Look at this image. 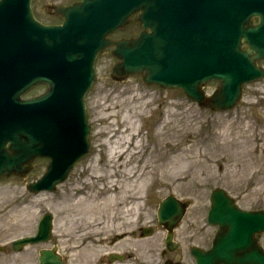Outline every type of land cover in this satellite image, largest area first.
Listing matches in <instances>:
<instances>
[{"label": "water", "instance_id": "95a60500", "mask_svg": "<svg viewBox=\"0 0 264 264\" xmlns=\"http://www.w3.org/2000/svg\"><path fill=\"white\" fill-rule=\"evenodd\" d=\"M58 11L65 23L48 26L35 19L31 0H0V177L25 174L36 157H49L46 173L28 185L35 192L53 190L90 150L84 97L106 47L115 45L120 59L116 78L143 73L145 82L180 87L201 104L208 100L201 85L219 80L209 100L215 110L233 108L242 85L264 76V0H83ZM135 13L144 27L138 37L108 38ZM39 82L47 92L22 98ZM187 206L174 195L160 204L170 249ZM208 221L218 231L210 249L192 248L197 264H264V210L241 209L218 188ZM50 230L46 215L38 235L25 241L47 239ZM41 262L61 264V257L44 250Z\"/></svg>", "mask_w": 264, "mask_h": 264}, {"label": "rangeland", "instance_id": "374dc122", "mask_svg": "<svg viewBox=\"0 0 264 264\" xmlns=\"http://www.w3.org/2000/svg\"><path fill=\"white\" fill-rule=\"evenodd\" d=\"M71 1L33 0L32 5L41 21L59 22L51 8ZM141 29L134 22L112 37L137 35ZM115 63L111 49L98 56L97 79L85 97L91 149L58 190L33 195L27 189L28 182L45 172L49 164L45 158L36 159L23 178L0 179L1 247H10L14 239L36 232L43 213L54 215L49 242L29 245L25 252L18 254L0 251V264H38L37 250L51 248L55 243L67 258L64 264H74L79 258L74 259V251L69 246L76 245L78 239L81 242L80 238L86 235H91V240L97 235L110 238L115 230L120 232L113 242L115 247L100 250L108 264H163L168 258L195 264L191 247H210L217 230L207 223L210 193L214 188L227 189L244 209H264V78L244 86L243 97L233 110L217 112L191 100L179 88L148 85L141 75L115 80L112 76ZM260 63L264 66V60ZM218 86L214 81L205 89L212 94ZM43 90L33 88L26 96ZM129 134L132 138L126 148L134 150V144L140 140L142 144L140 153L130 163L151 167V161L161 158L164 182L151 184L144 192L138 214L130 218L126 212L124 219L119 220L121 206L113 200L105 202L110 194L109 184L96 175L111 171L109 158L115 142ZM235 153L240 158H234ZM127 168L117 166L116 178L126 179ZM94 181L97 184L93 187ZM120 185L119 182L115 187V193ZM170 194L192 201L175 230V250L166 247L167 231L157 216L160 202ZM69 197L72 201H68ZM79 198L83 199L80 203ZM149 227L153 228L152 235L141 236V229ZM261 243L264 246V234ZM111 254L122 259L112 261ZM83 255L89 259L94 254Z\"/></svg>", "mask_w": 264, "mask_h": 264}, {"label": "bare ground", "instance_id": "6f19581e", "mask_svg": "<svg viewBox=\"0 0 264 264\" xmlns=\"http://www.w3.org/2000/svg\"><path fill=\"white\" fill-rule=\"evenodd\" d=\"M135 134H137V132ZM156 136L159 137V133H157ZM131 138L132 134H129L127 137H121L115 142L114 149L110 153L111 158H109V163H112L111 171L96 175V177H103L106 179V182L109 184L108 187L110 188V194L105 198V202L109 203L112 202L111 200H113L121 206L120 211L118 210V213L120 214L118 217L119 220L124 219L123 216L126 212H128L127 215L130 218L132 215L138 214L141 210L142 204L140 200L143 198L144 192L151 186V184H161L164 182V165L161 163V158H156L154 161H151V167H149L148 164L144 165L143 167H139L130 163L132 162V158L140 153L139 150L142 145L140 140L134 144V150L130 149L129 147L126 148V143H130ZM226 143L227 140L225 139L224 144ZM232 156L234 158H240L238 153L232 154ZM117 166L120 168L124 166L128 167L126 169V173L128 174L126 179L116 178ZM193 178L195 180L198 179L195 176ZM119 182L121 183L119 186L120 190L115 193V187L118 186ZM95 184H97V182L95 183L94 181V183H92L93 187ZM82 200V198H79L77 202L80 203ZM68 201H72V198L69 197ZM68 201L66 200V204L71 206V203ZM104 210L108 211L109 207L107 209L104 208ZM129 222L132 223V221ZM114 232L115 233H113L110 238L107 236L99 237L100 235H97L95 240L90 239L89 236L91 235H86L80 238L82 243L79 242L78 239L76 241V245L69 246L72 248V251H74V259L75 257L79 258V260H77L74 264H108L104 261L105 254L100 250L104 247L111 249L115 247L113 242H115V238L119 237L120 232L116 230ZM88 240L90 241L87 242ZM119 244H121V242ZM87 253L94 255H90L89 259H87L86 257H83V254L86 255ZM93 259L94 262L91 261Z\"/></svg>", "mask_w": 264, "mask_h": 264}, {"label": "flooded vegetation", "instance_id": "af4514ba", "mask_svg": "<svg viewBox=\"0 0 264 264\" xmlns=\"http://www.w3.org/2000/svg\"><path fill=\"white\" fill-rule=\"evenodd\" d=\"M73 1H77V0H73ZM72 1V2H73ZM51 12H52V14H56V11H55V7H53V8H51ZM56 244L57 243H55V244H53V246L51 247V248H55V249H58V247L56 248L55 246H56ZM28 248V246H24L23 247V249L21 250V251H19V252H16V253H21V252H25L26 251V249ZM50 248V249H51ZM0 249H2V251L5 253V252H10L12 249H14V246H13V244L11 243V246L10 247H0ZM42 249H44V248H41V249H39V250H37V252H38V260H39V255H40V252H41V250ZM10 255V254H9ZM64 257V262L67 260V258L65 257V256H63ZM177 260H181V258H179V259H177ZM183 260V259H182ZM64 262H63V264H64ZM38 264H39V262H38Z\"/></svg>", "mask_w": 264, "mask_h": 264}]
</instances>
